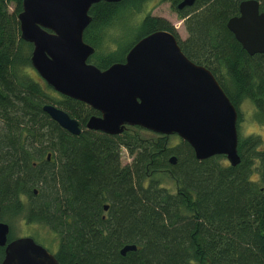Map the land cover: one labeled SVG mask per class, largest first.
<instances>
[{"label": "trees", "instance_id": "16d2710c", "mask_svg": "<svg viewBox=\"0 0 264 264\" xmlns=\"http://www.w3.org/2000/svg\"><path fill=\"white\" fill-rule=\"evenodd\" d=\"M145 1L91 7L84 40L95 52L88 62L107 69L124 62L141 38L169 30L190 60L212 71L237 107L238 121L240 105L251 99L264 122V53L249 54L227 27L242 0H197L186 11L177 7L182 0H170L185 19V40L151 13L127 26L125 15L143 10ZM258 1L264 12V0ZM22 8L23 0H0L1 216L22 217L59 235V264H264L261 138L239 132L241 162L234 166L225 155L200 160L186 140L174 143L172 135L140 126L115 135L88 129L100 112L56 95L30 71L33 44L21 37ZM116 20L123 33L110 39ZM127 32L134 41L124 42ZM48 103L77 119L81 133L53 120L43 110ZM123 149L132 158L125 165ZM127 244L137 249L123 255Z\"/></svg>", "mask_w": 264, "mask_h": 264}, {"label": "water", "instance_id": "95a60500", "mask_svg": "<svg viewBox=\"0 0 264 264\" xmlns=\"http://www.w3.org/2000/svg\"><path fill=\"white\" fill-rule=\"evenodd\" d=\"M101 1L122 0H23L21 37L33 44L31 63L37 73L58 93L100 112L90 117L88 129L115 135L140 126L178 135L198 159L225 155L238 165L237 107L212 71L186 56L173 32L161 29L141 38L124 62L107 69L88 62L95 48L85 42L84 32L92 21L91 7ZM196 1L182 0L178 9ZM227 27L249 54L264 53V12L258 0H242ZM43 110L71 134L81 133L79 121L64 109L48 103ZM176 161V156L170 158ZM1 211L0 203V246H6L0 264H59L31 236L8 242L10 225L1 220ZM136 249L127 244L121 253Z\"/></svg>", "mask_w": 264, "mask_h": 264}, {"label": "rangeland", "instance_id": "374dc122", "mask_svg": "<svg viewBox=\"0 0 264 264\" xmlns=\"http://www.w3.org/2000/svg\"><path fill=\"white\" fill-rule=\"evenodd\" d=\"M143 10L140 12H132L130 15H125L127 19V26L132 27L135 23H137V19L144 17L146 14L151 13L155 16H160L166 18L172 26L177 31L179 37L182 40H185L188 37V31L185 27V20L178 16L177 10H175L171 3L167 0H146L142 2ZM15 8L14 3H9V9L13 11ZM129 11L134 10V6L130 5L128 8ZM136 17V18H135ZM115 25L111 26L108 29V38L112 39L117 35L123 33V28H120L119 20H116ZM128 34V35H127ZM126 39L124 42H132L134 41V35L131 32H127ZM34 77L38 79L42 83H46V81L37 73L34 68L31 70ZM60 93L56 91V95L59 96ZM240 111L242 113L241 118H239V132L242 136L248 135H258L262 140L261 147H264V122L260 121L257 117L258 110L251 99H246L240 105ZM150 131V130H149ZM143 134L147 136H151L152 134L146 131H142ZM178 135H172L171 139L176 143L179 140ZM181 139V138H180ZM132 161V158L129 156L126 149L122 151V163L125 165ZM257 178V174L254 175ZM166 183L168 185H173V181L170 178L166 179ZM1 220L9 223L11 226V232L15 234V237L22 236H31L35 238V240L45 246L51 253L56 254L59 249L60 238L59 235L50 231V229L42 224L38 223H28L22 217H10L6 215L5 217L1 216Z\"/></svg>", "mask_w": 264, "mask_h": 264}, {"label": "flooded vegetation", "instance_id": "af4514ba", "mask_svg": "<svg viewBox=\"0 0 264 264\" xmlns=\"http://www.w3.org/2000/svg\"><path fill=\"white\" fill-rule=\"evenodd\" d=\"M167 1H169V2L171 3L170 0H167ZM178 4H179V3H178ZM178 4H177V7H178ZM171 5H172V3H171ZM189 7H191V6H186V7L182 8V9H179V10H181V11H186L187 8H189ZM177 12H178V11H177ZM178 16H179V12H178ZM184 20H185V19H184ZM184 24H185V22H184ZM1 212H2V211H1ZM9 225H10V224H9ZM10 232H11V227H10ZM9 235H10V234H9ZM15 238H17V237H15ZM15 238H13V239H15ZM13 239L8 238V242L12 241ZM5 249H6V246H0V262L3 261V259H4V257H5Z\"/></svg>", "mask_w": 264, "mask_h": 264}]
</instances>
